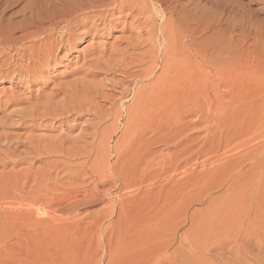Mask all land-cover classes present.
<instances>
[{
  "label": "rangeland",
  "instance_id": "obj_1",
  "mask_svg": "<svg viewBox=\"0 0 264 264\" xmlns=\"http://www.w3.org/2000/svg\"><path fill=\"white\" fill-rule=\"evenodd\" d=\"M11 1L0 0L2 6L5 4L3 7L0 4L2 25L11 21L20 22L22 27L41 0H14L10 4ZM189 2L180 0L178 5L191 9ZM200 2L205 23L210 21V28L201 36V49L207 50L213 44L225 46L232 25L237 33L245 28L244 37L251 30L256 33L251 35H255L257 41L248 38L244 47L246 50L248 46V51L243 52L242 47L230 56L235 63L232 67L239 66L245 59L250 64L249 70L237 67L225 83L202 77L203 91L205 86L206 90L212 88L214 93L210 101L200 100L198 114L194 113L196 106L193 104L178 107L177 114H190L180 123L176 116L172 117L171 127L155 137L144 131L136 119L146 142L161 141L155 148L153 166L156 164L160 168L159 161L170 158L173 163L182 161L186 165L185 177L190 173L193 176L168 187L156 183L151 193L137 196L131 203L125 202L126 210H122L120 217L117 201L121 204L123 199L119 195L124 191L118 192L122 181L116 186L110 181L116 179L115 175L122 179L123 171L128 170L125 169L128 158L123 167V163H119L124 158L118 162L117 153L128 143L132 133H123L125 108L138 102L131 103L133 89L130 93L122 91L132 79L129 76L136 71L151 73L149 78L138 82L143 93L152 89L150 85L162 73L164 63L170 68L176 67L177 57L171 49L176 41L168 42L165 56L160 53L158 41L154 47L153 42H144L149 38L145 34L138 48H130L126 40L130 32L124 23H117L105 39L94 41L90 36L76 39L73 49L69 53L66 50L58 53L56 60L40 75L33 78L30 75L39 69L36 64L34 69L13 81L0 79L1 100L11 96L21 97L20 100L48 96L72 82V117L66 130L72 142H65L63 149L55 146L57 152L59 149L64 152L61 153L64 157L60 153L42 157L40 151V159L32 155L20 157L25 156V160L14 156L12 149L25 138L42 137L49 141L63 134L62 129L59 126L57 132H51L29 126L21 128L16 111L32 106L24 103L18 107L3 106L0 102V264H264V5L259 0ZM220 3L231 8L228 10L227 6L221 11ZM150 15L158 20L155 14ZM89 25L80 27L78 35ZM174 30L167 31L165 38H175ZM237 33L233 35L234 40H237ZM21 34V31L15 33ZM43 37L31 49H39L45 42ZM29 46L26 43L24 50ZM97 46L105 50V56L102 51L92 50ZM121 52L137 60L138 66L115 61ZM27 53L21 52L26 59L23 64L29 62ZM217 63L221 64V60ZM27 76L33 80L28 82ZM177 77L178 73L174 79ZM150 78L153 81L148 82ZM80 79L85 81L73 83ZM215 85L219 87L214 89ZM99 93L108 97L107 100L99 98ZM121 93H124L123 98ZM62 98L61 94L55 100ZM44 102L45 99L40 100L39 105ZM88 109L91 114L87 113ZM92 114H96L95 117ZM99 114L102 117L104 114L105 119H100ZM112 114H120L117 122ZM95 129L97 135L93 138ZM246 138L247 143L243 141ZM242 143L246 144L242 146ZM20 151L24 149L19 147L16 155ZM226 151L230 160L222 162L218 156ZM201 162L206 164L198 168ZM180 172L184 171L177 173ZM95 182L102 200L88 206L84 202L88 193L83 191L93 188ZM45 191L52 194L37 203V196ZM71 202L79 206V212L67 211L66 205ZM48 203L54 207L50 204L49 208H44ZM32 205L35 209L40 207L39 210L32 209ZM57 208L62 209L58 211Z\"/></svg>",
  "mask_w": 264,
  "mask_h": 264
},
{
  "label": "bare ground",
  "instance_id": "obj_2",
  "mask_svg": "<svg viewBox=\"0 0 264 264\" xmlns=\"http://www.w3.org/2000/svg\"><path fill=\"white\" fill-rule=\"evenodd\" d=\"M12 1L10 4H13ZM19 1L21 2V0H18V2ZM179 1L180 0H41L35 11L32 10L31 15L23 21V24L21 23L23 25L22 27L20 26V22L12 23L11 21H9V23L7 22V25H2L3 22L0 18V79L8 78L12 81L15 80L16 77L21 76L22 73H26L27 71L34 69L36 64H38L39 69L34 70L35 74L30 75L32 78L34 75H40L44 68H47L50 66L51 62L56 60L58 53L62 50H66L69 53L73 49L76 39H82V37L85 36H90L94 41L97 39L107 38V35L110 31H112L111 28L116 26L117 23H124L125 29L130 32V36L126 38L130 48H138L140 45V38L143 34H145L149 38L144 42L148 44L153 42L152 47H154L156 45V41H158L160 53L165 56L169 50L168 42L170 40L176 41V46L171 48L174 50L177 57L176 61L178 64L176 67L170 68V65L166 66L164 63L162 73L155 77L154 81L152 78L148 81H153L150 85L152 89L149 92L143 91V93H141V87L138 82L149 78L151 73L136 71L134 75L129 76L132 77V79L129 83H127L124 91H122L130 93L133 89L134 94L131 99V103L134 100H138V102L131 104L128 108H125L126 122L123 124V133H132L130 139L127 140L128 143L126 145H122L118 149L120 152L117 153L118 162L124 158V161L120 162L119 165L123 163V166L126 157L128 158L129 161L126 160L125 163L127 164L125 169L128 170L123 171L125 173L122 174L123 176L121 175L122 179L115 175L116 179L110 181L114 184L113 186H116V183L122 181L121 184L119 183L120 186L118 187V192L120 193L124 191L121 195H119L123 199L120 201L121 204L117 201V206L118 204L120 205V212L117 215L121 212L123 213L124 211L122 210H126V205H124L125 202L131 203V200L137 196L151 193L156 183H162L161 185L163 187L166 185L168 187V185L172 186L175 182L181 183L193 176L190 173L187 177H185L186 172L188 171L186 170L187 168H185L186 165L182 161L173 163L170 158L167 160L161 159L163 161L162 163L161 160L159 161L161 165L160 168L158 165L156 166V164L155 168L153 166L156 162L155 155L157 154L155 148L161 141L156 140L153 142H146L141 133L142 130L139 131V127L136 125V119H139L140 126L145 128L143 129L144 131L149 132L150 135L152 134L155 137V134L162 133L171 127L169 121L172 117L176 116L178 118V122L180 123L185 120L188 114H190L186 112H178L177 114L175 110L178 107L186 103L193 104L196 106V111L194 113L198 114L200 100L203 99L210 101L214 93L212 88L209 87L206 90L205 86V92L203 91L202 84L200 86L202 77L205 76L206 80H208V78L212 80L218 79L225 83L227 78L237 67H241L244 71L249 70L250 64L245 59H243L239 66L232 67L231 65H235V63L234 60L230 59V56L234 55V52L242 49V47L243 52L248 51V46L246 47V50H244V47L250 40L248 38H251L254 42L257 41V37L255 35H251L252 33H256L251 30V33L247 34V37H244L245 28H240L239 33H237V31H235L236 29L233 28L235 26L232 25L228 30V34L231 36L228 37V41L225 46L213 44L207 50H203L201 49L203 45L201 36L203 31H205L208 27L210 28L208 24L210 21L205 23L206 20L203 17L204 9L201 2L200 0H190V9L189 6L185 8L183 5H178ZM259 2L264 5V0H259ZM216 6H218V4ZM220 6L222 7L221 11H224L228 5L220 3ZM229 8H231L230 5L228 6V10ZM251 13L255 15V13ZM150 14H155V16L158 17V20L154 19ZM243 19L246 22L247 18H245V16ZM97 21H99V24H96ZM88 24H90L89 28L79 36L78 29ZM172 28L175 29L174 31L176 33V37L171 39L165 38V33ZM237 28H239V26ZM28 29L31 30L28 31ZM17 31H21L22 34L18 36L15 35ZM234 33H237V40L235 39L236 41L233 39ZM41 36H44L43 39H45V42L41 46L42 48L40 47L37 50L31 49L36 43L42 41ZM26 43L30 44V46L26 48L27 51L23 48ZM92 50L102 51V55L105 56V50L102 49L101 46L94 47ZM22 51L24 53L28 52L27 55L29 62L26 64H23V61L25 62L26 59H24V56L21 54ZM218 60H221V64L217 63ZM115 61L119 63L121 61H127L129 65L138 66V64H136L137 60H132L131 56H126L124 52H121ZM177 73L178 77L174 79V76H176ZM31 77L27 76L28 82L33 80ZM84 81V79H80L75 80L73 83L76 85ZM218 87L219 85H215L214 89ZM61 94L63 95V98L56 101L55 99ZM123 97L124 93H121V98ZM99 98L107 100L108 97H104L102 93H99ZM20 99L21 97L11 96L6 100L0 99V102L3 106L11 104L18 107V105H22L23 103L30 104L32 106L31 109L24 108L23 110L19 109L21 111H16L19 115L18 117L20 119L19 122H21V128L29 126L31 129L35 130L41 129L44 131L54 132L58 130L57 128L60 126L63 134L58 137L55 136L52 139L50 138V140L48 139L49 141H44V138L42 137V139L40 137L25 138L23 143L20 142V145H15L14 149H12L13 154L15 153L14 156L25 160L26 155H32L33 158L40 159L41 156L38 155V151L43 153L42 157H51L52 154L55 155L56 153L63 154L64 152H60V149L58 150L56 147L58 150L57 152L55 150V146L60 145L62 148L65 142H72L69 140L67 136L68 132L66 131L68 129V122L70 121L69 119L72 117V82H70V84H64L57 89L56 93L48 96L42 97L39 95L36 97L26 98L25 100ZM42 99H45V102L39 105V101ZM208 105H210L211 108V104ZM123 106L124 104L121 105V107ZM13 112H10V114ZM131 112L134 113V116L130 115ZM87 113L91 114V111L88 109ZM92 115L95 117L96 114ZM99 115L101 116V114ZM99 115L97 116L99 117ZM101 117L100 119H105L103 118L104 114L103 117ZM112 117L114 118V121L117 122L120 114H112ZM51 121L52 124H50ZM56 123L59 124L57 127H54ZM93 134L92 136L95 138L97 135V129L94 130ZM246 134L248 133L246 132ZM250 134L251 133L248 135ZM243 135L244 134H242V137H244ZM246 140L247 138L243 141L247 143L248 140ZM246 143H242V146ZM135 145L137 146L136 149H134ZM47 146L51 149H48ZM19 147H22L24 151H20L19 154L16 155ZM43 150L47 153H44ZM211 153L213 154V151ZM197 154H199V152ZM227 154L229 153L226 151L222 154L224 157H218L222 162L227 159L230 160V158L226 157ZM23 155H25L24 158H20ZM128 155H130V157H128ZM204 164H206V162H201L197 164V167L199 168L200 165L203 166ZM52 166L53 165H51V167ZM51 167L50 169H52ZM178 171L184 172H180L178 174ZM45 172L48 173L47 171ZM45 172H43V174ZM41 174L42 173H40V175ZM190 175L192 176L189 177ZM174 176L178 178L175 179ZM93 185V188L83 191L84 193H88L86 194V199L84 200L85 204L88 206H93L95 203L102 200V196L100 197L99 195L101 192H99L98 183L95 182ZM48 191L43 193L41 192L40 195L36 194L39 195V197L37 196L35 201L39 203L38 201H40V199L43 200V197H47L48 194H52L48 193ZM70 195H68V197ZM55 203L56 202H54V206ZM50 204L48 203V205L44 206V208H49ZM54 206L51 204V207ZM66 207L68 208V210H66L69 211V213L72 211H75L76 213L79 212V206L77 204H72V202L68 203ZM33 208L35 209L34 206L32 209ZM37 208L39 210L40 207H36V209ZM65 208H63V211L67 212ZM59 209L61 210L62 208ZM59 209L57 208L58 211ZM56 212L57 211H55V213ZM118 217H120V215Z\"/></svg>",
  "mask_w": 264,
  "mask_h": 264
}]
</instances>
